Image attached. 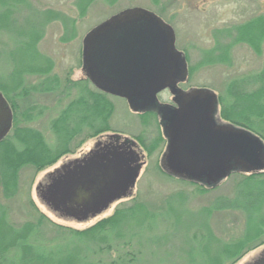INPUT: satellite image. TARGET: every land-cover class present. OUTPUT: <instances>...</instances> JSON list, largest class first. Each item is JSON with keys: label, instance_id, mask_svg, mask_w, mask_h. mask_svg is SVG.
Masks as SVG:
<instances>
[{"label": "rangeland", "instance_id": "1", "mask_svg": "<svg viewBox=\"0 0 264 264\" xmlns=\"http://www.w3.org/2000/svg\"><path fill=\"white\" fill-rule=\"evenodd\" d=\"M84 2L90 3L82 9ZM134 7L151 10L171 23L177 35L176 47L186 54L190 69L188 80L181 83V86L185 89L206 87L214 90L220 99L216 117L220 122L233 123L253 132L264 125V89L254 94L259 84L264 83V39L256 40L254 46L248 40L233 44L235 39L232 37L237 31L251 36V33L255 35L253 31H258L256 28L262 29L251 22L256 20L257 23L260 20L259 24L264 25V0H0V24H5L7 16V25H0V89L4 91V82L12 79L9 74L13 72L16 64L22 75L29 65H42L44 57L46 63L53 65L52 76L57 74L63 81L68 76L73 80L86 79L83 71V40L86 35L122 9ZM45 15L46 21L42 22ZM42 24L43 28L39 31ZM30 29H33V32L27 34ZM37 35L40 37L37 46L42 56L37 53L34 44ZM217 46L219 56L222 55L223 59L203 64L207 55ZM227 48L230 49L229 52ZM258 77L263 81L258 83ZM17 79L18 76L16 81ZM45 79L47 74H26L24 81L26 86L30 87L31 93L27 95L29 97L20 98L25 101V105H28L27 101L30 100L43 107V115L31 124L41 130L50 143L56 144L57 136L51 126L52 120L58 116L70 98L63 99L60 91L35 89ZM235 83L239 84V89L253 94L240 96V101L249 102L244 104L242 110H235V105L230 104H239L232 94L231 85ZM89 85L92 89L97 88L93 82ZM72 94L76 96V90ZM164 95L172 97L170 91ZM223 98L227 99L228 103L226 100L223 102ZM112 99L115 109L108 122L112 130L86 138L90 131L87 128L71 143L74 152L64 154L55 163L42 169H36L34 165L21 168L16 184L8 180H5V184L3 176L0 175L2 235L13 231L14 228L28 234L33 223L37 222L36 219L43 213L47 219L44 218L40 232L29 238L20 236L22 239L18 246H22V252H26L29 257L31 251L27 250L28 242L48 246L65 243L70 234L67 228L87 229L114 215L118 208L135 207L141 202L147 209L149 219L144 223L146 214L141 212L139 218L144 219L143 223L137 224L136 220H133L135 223L132 222L130 228L126 227L129 233L132 230L140 231L139 235L129 239V243L126 242L128 239H124L120 243L122 245L114 242L111 247L108 243L94 245L97 253L89 258L92 263L112 264L120 254L130 252L127 257L135 256L138 264H197V261H204V253L201 248H196L195 251V244L199 243L195 242L192 236H186L184 226H188V221H194L195 213L203 207L215 206V210L220 209V198L240 201L230 216L224 210L218 213L214 211L212 215L210 222L215 232L222 236V242L230 243L244 233L248 236L257 234V230H253L256 225L248 220L249 215L245 213L241 195L239 197L243 186L240 183L242 176L237 174L254 172L236 170L215 186L171 175L162 164L167 140L164 128L156 115L134 112L123 97L116 96ZM226 108L228 110L224 113L223 109ZM112 133H120L135 140L145 156L146 162L133 192L113 203L101 214L83 221L63 217L49 209L40 199L38 185L47 182L49 174L57 167L68 164L69 160L82 153H88L99 140L108 139ZM84 138L86 139L82 141ZM234 212L236 217H233ZM223 225L228 228L225 232H220ZM192 233H195V229ZM2 235L1 241H4ZM130 236L131 233L128 237ZM26 238L28 239L25 242ZM238 248L239 246L234 247L235 251H238ZM263 249L264 244L248 252L235 264L252 262ZM17 250L4 247L5 253L3 258L0 257V264H6L14 255H18Z\"/></svg>", "mask_w": 264, "mask_h": 264}, {"label": "water", "instance_id": "2", "mask_svg": "<svg viewBox=\"0 0 264 264\" xmlns=\"http://www.w3.org/2000/svg\"><path fill=\"white\" fill-rule=\"evenodd\" d=\"M175 29L157 13L134 7L95 26L84 41V70L99 89L126 98L135 111L162 115L168 146L163 167L171 175L208 186L234 171H264V139L233 123L220 122L218 94L206 87L188 91L186 54ZM170 89L179 106L162 104ZM13 110L0 91V141L13 127ZM137 142L120 133L99 140L83 157L63 164L38 185L40 199L63 217L83 221L131 194L145 161ZM264 264V249L252 262Z\"/></svg>", "mask_w": 264, "mask_h": 264}, {"label": "trees", "instance_id": "3", "mask_svg": "<svg viewBox=\"0 0 264 264\" xmlns=\"http://www.w3.org/2000/svg\"><path fill=\"white\" fill-rule=\"evenodd\" d=\"M89 3L87 2L83 6L81 5V8L83 9ZM6 19L7 16L5 17V24L1 23L0 25L6 26ZM251 23L256 26L259 25L262 29L256 28L258 31H253L255 35L251 33V36H249L250 34H244L245 32L241 33L237 31L235 36H232L235 39L233 44L248 40L250 44L255 46L254 43H256V40L262 41L264 39V25L259 24L260 20L257 23L256 20ZM32 32L33 29H30L27 34ZM37 36L38 38L34 43L35 48L37 53L42 56L37 46L40 37L39 35ZM218 49L217 46L214 50H211L210 55L208 54L202 63H208V61L214 63L220 60L223 56H219L220 52L218 53ZM226 50L229 52L230 49L227 48ZM207 58L209 60L206 61ZM45 63L43 60L42 65H29L27 69L25 68L23 70L22 75L21 70L16 64L13 72L9 74V77L12 79L4 82L6 88L3 92L14 110L13 128L0 141V175L3 176L5 184V180L12 181V184H16L19 173L22 170L21 168L25 166L34 165L36 169H42L55 163L64 154L74 152L75 150L70 146L71 143L75 137L82 134L87 128L90 131L87 133L86 138L113 129L108 122H110L115 109V103L112 97L116 96L99 88L92 89L89 85L92 81L89 78L73 80L68 76L67 81H63L55 73L52 76L51 69L53 65ZM26 74H47V79L41 82L35 89L47 92L60 91L63 99L64 97L65 99L70 98L69 102L57 114L58 116L52 120L51 126L57 136L56 144L50 143L45 134L31 124V122L43 115L44 109L40 104L33 103L30 100L27 101L29 102L28 105H25V101L20 98L21 96L26 97L31 93L30 87L28 88L24 81ZM17 76L18 79L16 81ZM256 80H259L258 83L263 81L260 77L256 78ZM238 85L235 83L231 86L232 94L236 98V102L240 105L235 104V102L230 104L235 105L233 106L235 110H242L245 107L244 104L246 105L249 102L245 103L240 101V96L246 97L253 94L248 93L246 90H241V88L239 89ZM75 89L78 92L76 96H73L72 93H74ZM260 89H264L263 82L261 85L259 84V88L254 91L256 92L254 94H257ZM222 101L227 102V99L223 98ZM227 110L228 108L223 109V112L226 113ZM232 120L236 121L235 119ZM254 131L264 139V125L259 129H254ZM237 174L242 176L240 183L243 186L239 192V197L241 195V202L245 205V213L249 215L248 220L250 223L256 225L253 227V230H257V234L248 236L244 233L239 235L236 240L235 238L231 240L232 242L230 243L222 242L224 241L222 236L215 232L212 222H210L212 215L214 211L218 213L224 210L230 216V213L236 210L235 207H237L240 201L230 198H220V209L215 210V206L203 207L198 213H195V218L193 217L194 221H188V226H184L186 236H192L195 238V242L197 241L199 243L198 245L195 244V251L196 248H201L204 257L207 259L204 258V261H197L195 259L198 262L197 264H235L248 252L264 244V172ZM201 188L204 187L201 186ZM141 212H145L146 214L145 221L143 218H139ZM233 217H236L235 212L233 213ZM44 218L46 216L41 213L40 217L36 219L37 222L33 223V227L29 229L28 234H24L20 229L16 228L13 231L3 233V235L0 232V257L3 258L2 255L5 253L4 247L5 249L12 247V249H18L17 252H19L18 255H14L7 263L5 262L6 264H93L89 258L97 253L96 248H93L94 245L108 243L111 247L113 242L122 245L120 243L124 239H128L126 242L129 243V239H133V236H138L140 231L132 230L130 232L132 236L128 237L130 233L126 231V227L130 228L133 220H136L137 224L140 222L143 223V221L145 223L149 219V214L145 205L141 202H138L135 207L118 208L114 215L100 220L87 229L78 230L67 228V232L70 234L65 243H57L55 246L26 243L27 250L31 251L30 256L27 257L26 252L25 254L22 252L24 251L22 246L21 248L18 246L19 243L21 244L20 240L22 238L20 236L24 235L29 238L30 236L38 234L40 232V226L44 223ZM59 227L63 229L62 226ZM227 228V225H223L220 232H225ZM193 229H195V233H192ZM1 235L3 237L2 240L5 242L1 241ZM28 238H26L25 242ZM237 246H239L238 251H235L234 247ZM129 253L124 252V255L120 254L119 258L113 260L112 264H138L135 256H132V258L127 257Z\"/></svg>", "mask_w": 264, "mask_h": 264}, {"label": "flooded vegetation", "instance_id": "4", "mask_svg": "<svg viewBox=\"0 0 264 264\" xmlns=\"http://www.w3.org/2000/svg\"><path fill=\"white\" fill-rule=\"evenodd\" d=\"M127 9H130V8H127ZM127 9H122V11L121 12H118L117 14H114V15H112L111 17H109V18H107V19H110V18H112V17H114L115 15H118V14H120V13H122L123 11H125V10H127ZM41 15V14H40ZM39 15V16H40ZM160 16V15H159ZM46 17H47V15H45V19L42 21V22H44V21H46ZM162 17V16H161ZM163 18V17H162ZM107 19H105L104 21H106ZM164 19V18H163ZM165 20V19H164ZM103 21V22H104ZM167 23H169L167 20H165ZM103 22H101V23H103ZM100 23V24H101ZM170 25H171V23H169ZM41 28H43V24H42V26H40V30L39 31H41ZM44 56V55H43ZM44 62H45V57H44ZM83 71L85 72V70H84V63H83ZM85 74H86V72H85ZM71 77V76H70ZM86 77H87V74H86ZM189 77V76H188ZM72 79V78H71ZM78 79H80V78H78ZM82 79V78H81ZM186 80H188V78L186 79ZM186 80H184V81H181L180 83H179V86H180V88L182 89V90H184V91H188V89L190 90L191 88H188V89H185V88H183L182 86H181V83H183V82H185ZM64 81H67V78L64 80ZM76 90V89H75ZM0 91L1 92H3L1 89H0ZM167 91H170L171 92V90L170 89H165L164 91H162L161 93H159V102L160 103H162V104H171V105H173V106H179V99L178 100H175V95L172 93V97H167L166 95H164ZM78 91L76 90V93H77ZM3 94H4V97L6 96L5 95V93L3 92ZM7 98V97H6ZM125 100H126V98H124ZM8 100V99H7ZM127 101V100H126ZM8 102H9V100H8ZM9 104H10V106H11V108H12V110H13V107H12V105H11V103L9 102ZM133 110V109H132ZM134 112H136V113H138V114H146V113H150V112H152V114H154V115H156V117L158 118V121H159V123H160V125L164 128V121H163V119H162V115H160V114H158L157 112H155V111H147V110H145V111H135V110H133ZM13 115H14V110H13ZM13 123H14V118H13ZM165 138H166V140H167V142H166V149H167V146H168V143H169V140H168V136L165 134ZM105 139V138H104ZM102 140L101 139V141H107V139H105V140ZM138 149H139V152L140 153H142L143 154V152L141 151V149L139 148V146H138ZM89 152V151H88ZM166 152V151H165ZM86 153H82L81 155H79L77 158H79V157H83L84 155H85ZM165 154V153H164ZM164 157V156H163ZM76 159V158H75ZM74 160V159H73ZM142 160H144L145 162H146V159H145V156L142 158ZM70 161H72V160H69V162ZM165 169V168H164ZM166 170V169H165ZM167 171V170H166ZM41 183H46V182H41Z\"/></svg>", "mask_w": 264, "mask_h": 264}]
</instances>
